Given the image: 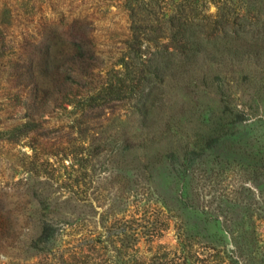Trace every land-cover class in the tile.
Here are the masks:
<instances>
[{
  "label": "trees",
  "instance_id": "16d2710c",
  "mask_svg": "<svg viewBox=\"0 0 264 264\" xmlns=\"http://www.w3.org/2000/svg\"><path fill=\"white\" fill-rule=\"evenodd\" d=\"M121 4L128 33L112 55L101 50L92 16L38 21L35 32L17 43L5 66L0 126L8 123L3 112L13 107V100L25 114L17 124V129L24 128V137L38 128L36 124L45 123L47 116L58 126L65 122L75 128L82 114L103 107L105 98L106 102H135L116 133L92 149L93 153L110 152L119 165L136 162L131 176L137 209L130 220L136 246L143 240L153 243L176 227L174 249L179 258L168 264H264V239L259 230L264 228V177L260 185L250 178L249 193L255 200L258 192L260 204L244 210L247 221L232 223L230 209L222 202L213 207L203 191L193 192L185 185L180 191L171 188L162 193L152 174L154 162L182 166V160L189 162L192 156L204 154L213 142L227 145L235 137V128L246 121L244 113L227 111L223 98L231 83L250 77L253 70L246 61L260 57L264 0H122ZM211 7L216 9L214 14ZM0 14L11 16L4 3ZM229 61H239L240 71L250 74H239L245 77L234 81L222 79ZM212 103H218L216 109ZM65 104L72 107L70 111ZM108 145L114 150L104 149ZM260 163L264 168V159ZM119 170L128 171L121 165ZM169 173L177 184L189 178L182 180ZM187 210L202 218L190 221ZM59 215L62 219L69 216L49 198L32 205L26 220L33 230L22 241L24 251L47 260L54 256L55 243L62 235ZM26 220L23 226L12 216L0 220V248L8 242L15 249L19 230L28 225ZM120 222L128 221L122 218ZM210 222L215 232L209 230ZM62 223L64 231L66 224ZM115 229L106 225L103 231H109L108 235L99 234L90 251L108 254L104 264H127L122 256L125 245H120L126 243L125 230ZM83 253V248L61 253L58 262L82 264L77 260Z\"/></svg>",
  "mask_w": 264,
  "mask_h": 264
},
{
  "label": "rangeland",
  "instance_id": "374dc122",
  "mask_svg": "<svg viewBox=\"0 0 264 264\" xmlns=\"http://www.w3.org/2000/svg\"><path fill=\"white\" fill-rule=\"evenodd\" d=\"M2 3L7 5L11 16L0 14V83L6 80L5 66L17 43L34 33L35 26L43 18L92 16L95 20L94 35L100 48L111 55L118 51L121 47L119 43L126 39L128 33L122 0H0V5ZM215 11L211 7L210 13ZM246 62L253 70L251 74L240 71L239 61H229L221 72V78L228 81L245 77L239 74H250L241 82L231 83L228 95L223 98L227 111L245 114L246 121L235 128V137L224 146L211 143L204 154L192 156L189 162L182 160V166L168 167L165 161L154 162L155 166H152L159 191L167 193L171 188L180 191L184 185L193 192L203 191L213 207L221 202L229 207L232 223L247 221L242 216L244 210L250 204L252 208L260 204L258 192L255 193V200L249 193V188L253 187L250 178L253 177L254 183L260 185L264 177V168L260 163L264 159V45H261L260 57ZM104 100L103 107L84 112L75 128L65 122L58 126L54 119L47 116L46 122L36 124L38 128L31 130L27 137L23 136L24 128L17 129L19 119L25 117L17 102L13 100V107L3 112L4 121L8 123L3 122L0 126V220L12 216L23 226L32 205L47 198L60 209L65 208L69 216L67 219H62L60 215V218L56 217L62 235L55 243L54 256L47 257V260L36 252L24 251L22 241L29 237V229L33 230L31 222L26 220L29 226L19 230L15 249L12 250L8 242L0 248V264H59L61 253L78 248L86 252L77 260L78 263L104 264L108 254L90 250L94 246L92 241L99 234L108 235L109 231H103L108 224L114 225L118 229H115L116 232L125 230L126 243L120 245H125L122 256L127 264L178 261L179 254L174 249L177 246L176 227L163 232L153 243L143 240L136 246L133 241L130 220H133L137 205L133 196L135 185L131 168L136 162H120L121 167L128 169L121 172L114 155L106 150L93 153L92 148L116 133L125 115L133 110L135 102ZM216 104L212 103L215 109ZM65 108L70 111L72 107L65 104ZM9 129L14 132H9ZM104 149L114 150L111 145ZM170 170L182 180L186 176L189 178L185 184H177L171 180ZM261 187L264 188L262 184ZM186 216L190 221L202 218L190 210L186 211ZM122 218L128 222L121 223ZM61 220L66 224L64 231ZM252 221H256L255 218ZM208 227L210 231H216L214 222H210ZM259 230L264 239V228L259 227ZM179 262H183L182 258Z\"/></svg>",
  "mask_w": 264,
  "mask_h": 264
}]
</instances>
